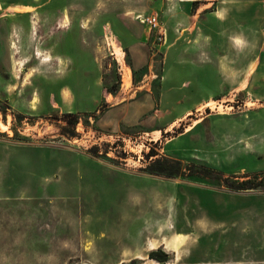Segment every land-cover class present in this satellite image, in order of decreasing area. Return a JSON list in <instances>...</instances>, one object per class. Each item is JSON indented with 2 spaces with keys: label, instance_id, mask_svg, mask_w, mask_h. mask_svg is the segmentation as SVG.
<instances>
[{
  "label": "rangeland",
  "instance_id": "1",
  "mask_svg": "<svg viewBox=\"0 0 264 264\" xmlns=\"http://www.w3.org/2000/svg\"><path fill=\"white\" fill-rule=\"evenodd\" d=\"M0 121V264H264V0H0Z\"/></svg>",
  "mask_w": 264,
  "mask_h": 264
},
{
  "label": "trees",
  "instance_id": "2",
  "mask_svg": "<svg viewBox=\"0 0 264 264\" xmlns=\"http://www.w3.org/2000/svg\"><path fill=\"white\" fill-rule=\"evenodd\" d=\"M158 153H147V157L151 158L153 156H156ZM149 171L157 174H163L167 176H177L181 173L183 167L181 165V162L176 160L173 161L171 159H168L166 157H157L155 159H152L150 164L148 165ZM202 175L206 177H213L217 176L219 178H222V175L219 173H215L213 170L210 169H204V170H198ZM248 180L241 181L238 183H234V185H230L231 188L242 190V189H248V188H255V186L249 185ZM264 183V177L260 179L258 182V185H261ZM149 256L152 259H156L161 262H166L169 260V255L166 253L162 248L154 249L149 252Z\"/></svg>",
  "mask_w": 264,
  "mask_h": 264
},
{
  "label": "built area",
  "instance_id": "3",
  "mask_svg": "<svg viewBox=\"0 0 264 264\" xmlns=\"http://www.w3.org/2000/svg\"><path fill=\"white\" fill-rule=\"evenodd\" d=\"M141 21L145 23L148 28L149 32H153L157 34V38L162 40L163 38L167 37V29L162 25L159 17L155 14L149 15H139Z\"/></svg>",
  "mask_w": 264,
  "mask_h": 264
},
{
  "label": "bare ground",
  "instance_id": "4",
  "mask_svg": "<svg viewBox=\"0 0 264 264\" xmlns=\"http://www.w3.org/2000/svg\"><path fill=\"white\" fill-rule=\"evenodd\" d=\"M109 45L112 46L114 54H116L118 60L123 64V68L125 69V79L128 82L129 78H130L131 70L125 64V52H124L123 48L115 40L109 41ZM0 126L2 127V129H7L8 125H6L2 121H0ZM152 248H155V246L153 245Z\"/></svg>",
  "mask_w": 264,
  "mask_h": 264
},
{
  "label": "crops",
  "instance_id": "5",
  "mask_svg": "<svg viewBox=\"0 0 264 264\" xmlns=\"http://www.w3.org/2000/svg\"><path fill=\"white\" fill-rule=\"evenodd\" d=\"M37 0H35V2H36ZM3 3H4V1H3ZM32 5H34V3H31ZM24 6H26V7H28V5H24ZM6 7L8 8V7H11V5H8V4H6ZM34 7V6H33ZM11 16H12V19H15V18H17V19H22V18H28L29 19V21H30V25L33 27L34 26V24H36V23H38L37 22V20H38V15H37V13H35V12H32V11H30V10H24L23 12H21V11H19V12H13V13H11L10 14ZM17 29V28H16ZM31 30L33 29V28H30ZM152 248V247H151Z\"/></svg>",
  "mask_w": 264,
  "mask_h": 264
}]
</instances>
